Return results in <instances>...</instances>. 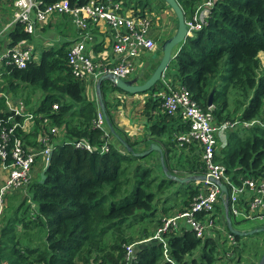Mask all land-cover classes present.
<instances>
[{
	"label": "trees",
	"instance_id": "16d2710c",
	"mask_svg": "<svg viewBox=\"0 0 264 264\" xmlns=\"http://www.w3.org/2000/svg\"><path fill=\"white\" fill-rule=\"evenodd\" d=\"M35 1L45 8L63 0ZM67 1L78 7L91 0ZM149 1L134 7L136 15H144L147 9L152 12ZM177 1L186 18H191L204 2ZM14 2L0 0V10L5 11L0 14V24L12 19ZM128 2L125 0L124 6ZM7 37L9 48H13L32 41L33 34L26 32L22 23H16ZM180 47L164 78L141 93L147 95L142 115L151 144L162 148L167 171L157 151L145 156L137 154L140 142L131 141L119 127L115 119L119 103L110 102L112 93H127L104 80L100 94L116 134L112 133L101 107L88 93L89 82L73 75L66 45L42 51L38 60L33 58L23 69L3 60L0 93L12 94L13 102L22 101L25 113L32 111L34 116L27 130H20L18 136L27 151L41 152L53 146V157L46 180L41 183L39 176L28 183L27 190L36 207L34 217L25 220L24 216H17L28 203L27 198L18 209L17 204L9 206L10 224L16 227L21 223L27 235V227L34 224L41 230L40 240L45 245L30 247L33 244L20 243L18 232L8 226L3 241L13 245V250L9 253L0 243V264L5 260L9 264H128L126 248L132 244V264H241L244 253L260 260L264 254V244L259 242L262 239L250 240L248 244L256 233L246 238L236 235L243 246L233 258L227 257L224 242L212 237L199 239L186 227L162 234L166 248L157 239L149 240L166 219L190 208L199 194V187L169 176L194 177L206 171L199 144L181 147L178 141L179 135L189 130L187 123L163 108L158 94L168 92V84L186 87L206 111L210 108V94L216 89L212 106L215 123L239 121L240 125L229 133L227 145L218 150L217 159L226 166L235 184L264 175V0H217L207 25L188 36ZM157 66L148 70L142 80H148ZM4 97L0 96V120L5 122L12 117L21 123L25 117L9 113ZM34 99L36 106L28 108ZM55 105L58 109H54ZM99 112L105 128L97 126ZM252 122L255 123L244 126ZM110 138L116 139L125 152ZM78 142H87L93 151L77 148ZM105 146L108 150L102 153ZM42 159L39 157L35 165ZM177 206L180 209L174 212Z\"/></svg>",
	"mask_w": 264,
	"mask_h": 264
},
{
	"label": "built area",
	"instance_id": "2783aa9c",
	"mask_svg": "<svg viewBox=\"0 0 264 264\" xmlns=\"http://www.w3.org/2000/svg\"><path fill=\"white\" fill-rule=\"evenodd\" d=\"M216 1L204 0L191 18H185L188 36L207 25ZM122 11V3L114 0H91L78 7H72L69 1L63 0L45 8H41L40 3L35 0H15L12 21L6 26L5 31L0 32V39L16 23H22L26 32L34 34L38 26L47 22L49 18L69 15L72 22L82 32L81 38L71 44L68 51V65L73 75L94 86L104 75L127 80L136 70L138 56L142 53L153 52L157 43L148 35V30L152 27L150 18L133 14L127 16ZM99 22L107 23L113 33L114 62L112 64H97L87 53L88 29L91 24ZM33 58V49L25 42L17 47L9 48L0 55V61L5 60L7 65H14L20 69L26 68ZM158 95L163 99L162 105L165 111L172 116L180 115L189 126L187 132L179 135L178 141L181 147L186 146L185 144H199L206 179L196 182L199 194L194 198L190 208L166 219L163 227L156 232L155 239L164 243L166 248V241L162 234L186 227L199 239L221 238L227 257L233 258L239 250L241 251L243 245L238 242L236 234L228 229V219H231L234 229H237L239 223L246 222L258 223L260 224L258 229L264 228V175L258 180L248 178L240 184H235L229 178L226 166L216 157L218 150L227 145L228 134L240 126L239 121H225L220 125L216 124L212 107L208 111L204 110L186 87L175 88L168 84V92ZM0 96L6 95L0 93ZM6 99L8 112L25 118L21 123L12 117L5 122L0 120V167L8 172L7 178L0 187V213L9 196L26 190L37 159L41 157L46 163L50 152L53 151L51 145L41 152L25 149L18 132L27 130L28 122L34 116L25 113L22 104H15L8 96ZM54 109H58V105H55ZM254 123H245L244 126ZM97 126L105 128L102 117L98 118ZM53 132H56V129ZM43 142L45 143L46 140ZM76 147L93 151L92 146L87 142H78ZM107 150V146L101 149L102 153ZM217 181L226 186L227 193L222 191ZM202 183H204L203 186ZM219 204L223 205L226 211L224 225L227 231L225 230L224 237L218 230L213 232L216 227L220 228L216 218V209ZM238 219H242L243 222H239ZM239 231L249 232L250 230ZM126 249V259L130 261L128 264H132L135 245H129ZM164 253L166 259L170 261L168 251L165 250Z\"/></svg>",
	"mask_w": 264,
	"mask_h": 264
},
{
	"label": "crops",
	"instance_id": "0c3cea01",
	"mask_svg": "<svg viewBox=\"0 0 264 264\" xmlns=\"http://www.w3.org/2000/svg\"><path fill=\"white\" fill-rule=\"evenodd\" d=\"M141 1L144 0H130L128 2L129 4L127 6H124L125 0H121L120 2L122 3V8H123V14L127 16H131L132 14L134 16H146L150 18L152 27L151 29L148 30V35L151 39L156 41L157 47L153 52L150 53H142L138 56L136 60V70L135 72L126 80L127 82H130L134 85H140L145 82L143 81V77L148 70L153 68L154 66H159L162 58H163V45L164 43L169 40L171 37H173L178 29V20L175 12L166 6H164L160 1L164 0H150V7L152 8V12H150L147 9V12L144 15H136V7H140ZM166 3V2H165ZM12 12V10H11ZM12 21V19L9 22H4L3 24H0V32L5 31L6 26ZM3 28V29H2ZM89 34H88V41H87V53L88 55L97 63L101 65H107V64H112L113 61V45H114V40H113V33L111 28L108 26L107 23L105 22H99L97 24H91L90 28L88 29ZM8 33V32H7ZM7 33L4 34V36L0 39V55L6 52L9 49V44L10 40L7 37ZM82 32L79 28L76 27V25L72 22L71 16L65 15L63 16H58V17H52L47 20L44 24L41 26H38L36 29L35 33L33 34V39L32 41H29L26 43L28 47H32L33 49V55L35 59H39L41 52L50 49V48H58L62 45H66L67 49L73 44L74 42L78 41L81 38ZM180 51V46L178 47L177 50L173 52V55H177L178 52ZM264 57V56H262ZM3 60L0 61V68L3 67ZM7 64V63H6ZM157 66V67H158ZM93 84L89 83L88 84V93L90 94L91 98L94 100L97 95H93V92L97 93L96 91V86ZM132 97L131 99H137L138 95L141 97L143 95L141 94H136V96H131L127 95L124 93L117 94L116 97L121 98L124 97ZM11 96V95H8ZM146 96V95H144ZM40 97V95L38 96ZM147 97V96H146ZM98 99V97H97ZM147 99V98H146ZM34 102L28 107L32 108L36 106V101L35 99L33 100ZM131 103H135V100H133ZM19 104H24L22 101L19 102ZM25 110V108H24ZM133 109H130V112L132 114ZM142 111V110H141ZM140 111V114L142 115V112ZM32 112V111H31ZM28 112V113H31ZM117 113V111H116ZM142 117V122L140 123L141 129H139L135 124L132 125V121L130 118L127 119L128 123H130L127 128L130 130L128 132L127 136H129L131 139H138L136 141L140 142L136 148L138 149L139 153L144 152L150 148L151 144V139L149 137V131L146 127V122L145 119ZM126 132V133H127ZM134 134L133 136H130ZM229 137V134H228ZM141 138V139H140ZM147 138V142H144V139ZM29 148H31L28 145ZM35 148V146H32ZM148 148V149H147ZM159 155V160H160V154ZM43 161H40V163ZM39 163V164H40ZM35 169L33 172V180L41 176H36L35 174ZM38 173V172H37ZM36 173V174H37ZM177 174H179L177 172ZM8 172L7 170H4L0 167V184L5 181L7 178ZM176 176V175H175ZM182 178V177H181ZM192 184V183H191ZM27 192V191H26ZM29 192V191H28ZM31 194L29 193V196ZM13 198V195L9 196L7 198ZM25 200V198H22L18 204L16 209L19 208L21 203ZM225 208L223 205L219 204L216 209V218L218 220V225L222 228V230H226L225 225H224V216L226 214V211L224 210ZM243 222V221H240ZM242 223H239L241 225ZM237 226L238 230H254L258 229V227H251V228H240ZM245 232V231H243ZM225 235V234H224ZM248 236H245V238ZM250 240H248L249 243ZM243 243V241H242ZM257 264L258 262H254V264Z\"/></svg>",
	"mask_w": 264,
	"mask_h": 264
},
{
	"label": "rangeland",
	"instance_id": "374dc122",
	"mask_svg": "<svg viewBox=\"0 0 264 264\" xmlns=\"http://www.w3.org/2000/svg\"><path fill=\"white\" fill-rule=\"evenodd\" d=\"M153 1V0H152ZM164 6H166V7H168L169 5L167 4V3H165V1L163 2V1H160ZM168 8H170V7H168ZM0 14H2V12H5L4 10H0ZM12 15H13V13H12ZM0 27H3V26H0ZM3 29V28H2ZM1 30V29H0ZM179 47V46H178ZM178 47L176 48V50L178 49ZM181 48V47H180ZM263 59V61H264V57L262 58ZM94 87V86H93ZM95 88V87H94ZM117 94H120V93H112L111 94V101L110 102H112V104H117V103H119V106H118V109H117V113H116V117H115V119H116V122L118 123V125H119V127L123 130H127L128 132H130V130L127 128V126H129L130 125V123H128V121H127V119L128 118H130L131 119V121H132V125H136L139 129H141V127H140V123L142 122V115L140 114V111L142 110V108H143V106H144V102H145V100H146V96H139L138 95V97H137V99H131L132 97H126L125 95H123L124 97H121V98H118V97H116L117 96ZM11 96V98H10V100L13 102V100H14V96L12 95V94H10ZM93 95H97V97H98V94L97 93H95V91L93 92ZM6 96H8V95H6ZM129 96V95H128ZM136 96V95H135ZM2 97H4V96H2ZM97 97H95L94 98V101L96 102V104L98 105V106H100V104H99V98L97 99ZM5 98V97H4ZM5 100H6V98H5ZM133 100H135V103H131ZM8 107V106H7ZM101 107V106H100ZM130 109H133V111H132V114H131V112H130ZM142 112V111H141ZM99 117H102L103 119H104V117H103V114L102 113H98V118ZM105 121V120H104ZM127 131H125V133L127 132ZM128 132L126 133V134H128ZM134 134H132V135H130V136H133ZM141 139V138H140ZM136 140H138V139H131V141H136ZM110 141L111 142H113L114 144H116L119 148H120V150L122 151V152H125V150L123 149V147L121 146V144L116 140V139H113V138H110ZM41 161H45V160H41ZM40 163V162H39ZM39 163H37L35 166H34V168H33V171H32V175H31V181H35V180H37L38 178L36 177V179L35 180H33L34 178H33V172H34V169H35V175L36 176H39V174H41L42 173V171H43V169L45 168V166H46V164H45V162H41L40 164ZM38 172V173H37ZM37 173V174H36ZM30 180H29V182H30ZM4 183V182H3ZM3 183H1L0 184V187L3 185ZM201 183V182H200ZM192 185L194 186V187H196V186H198L197 185V183L196 182H193L192 183ZM204 185V183H202V186ZM28 187V186H27ZM27 191V192H26ZM22 198H27L28 199V203H26L25 205H24V208H23V210H22V212H19V214L17 215V216H19V217H21V216H24L25 217V220L27 219V220H30L28 217H30V218H33L34 217V214H35V211H36V207H35V205H34V203L32 204V202H31V195L29 196V192H28V190H27V188H26V190H22L21 192H19V194H14L13 195V198H9L8 199V202H6V204H5V206H4V208H3V210H2V213H0V243H1V245H2V243H3V247L5 248V249H7L8 251H9V253L11 252V250H13V245L12 246H10V244H9V242L8 241H6V242H4L3 241V239H5L7 236H6V234L5 233H7L8 231H7V227L8 226H10V228L11 229H13V231L12 232H18V238L21 240L20 241V243L21 242H24V243H28L29 245L30 244H33V245H30V247H35V246H37V247H44V245H45V243L43 242V239L42 240H40V238H41V236H43L42 235V232H41V230L39 229V227H36L34 224L32 225V226H29V227H27V230L26 231H29L28 232V235L27 234H24L23 233V231L26 229L25 227H23L22 226V224L21 223H17L16 224V227H14V225H12V224H10V222L8 221L9 220V216L11 215L10 214V211H9V206L11 205V204H18V202L22 199ZM170 204V203H169ZM172 204H170V205H168V206H171ZM178 209H180V208H178V206L176 207V209L174 210V212L175 211H178ZM29 210V212H28V214H27V211ZM14 211H15V209H14ZM12 213V212H11ZM169 214L170 215H172V212L170 211L169 212ZM238 221L240 222V221H242V219H238ZM260 224H258V223H252V222H246V223H244V224H241V225H239L238 227H240V228H243V229H246V228H251V227H258ZM35 226V227H34ZM23 228V229H22ZM25 228V229H24ZM22 230V231H21ZM216 230H218V231H220L221 233H222V235H223V237L225 236L224 234H225V230L223 229L222 230V228L220 227V228H218V227H216L214 230H213V232L214 231H216ZM5 234V235H4ZM156 234V233H155ZM155 234L154 235H152V237L149 239V240H151V239H155ZM256 236L255 237H253V238H250L249 240H255L256 242H258L259 241V239H262L261 241H259V242H261L262 244H264V232H262V233H256L255 234ZM219 239V241H220V243L222 242L221 240V238H218ZM28 240H30V242H28ZM149 240H146V241H149ZM139 243H142V242H139ZM251 242L249 241V243L248 244H250ZM259 262L260 260H258L256 257H254L253 255H251V254H248V253H244L243 254V261H242V263L241 264H251L252 262ZM2 264H9V262L7 261V260H5V261H3V263ZM230 264V263H229Z\"/></svg>",
	"mask_w": 264,
	"mask_h": 264
},
{
	"label": "water",
	"instance_id": "95a60500",
	"mask_svg": "<svg viewBox=\"0 0 264 264\" xmlns=\"http://www.w3.org/2000/svg\"><path fill=\"white\" fill-rule=\"evenodd\" d=\"M169 6L170 8L175 12L176 16H177V20H178V29L176 34L171 37L169 40H167L164 45H163V58L159 64V66L156 68V70L153 72V74L151 75V77L146 80L144 83L140 84V85H134L130 82H127L126 80H122V79H118L113 77L112 75H104L100 78V80L97 82L96 84V91L98 94V98H99V104L101 106V111L102 113L106 116V121L109 124V127L112 131V133H115L110 120L108 118V116L105 113V108L103 105V100L100 94V86L101 83L104 80H110L117 88H119L120 90H122L123 92L127 93V94H131V95H136V94H141V93H145L148 92L149 90L152 89L153 86L156 85V83L158 81H160L161 79H163V76L165 74V72L167 71L169 64L171 63V61L176 57V55H173V52L176 50V48L178 46H180L181 44H183L185 42V40L187 39V27L185 24V13L183 12L180 4L178 3L177 0H164ZM216 89H213L212 93L210 94V99L208 101V106L212 107L213 106V98H214V94H215ZM116 134V133H115ZM121 142H123L124 144H126L123 139H121L118 135H115ZM127 145V144H126ZM129 150H132L131 148H129ZM154 151L159 152L160 154V161L162 166L164 167V170L167 171L165 169V164H164V155H163V151L162 148L160 146H158L155 143H152L150 145V148L144 152H140L137 153L139 156H145L148 155ZM53 157V151L50 152L48 160L46 162V166L43 169L42 173H41V183H43L46 180V173L49 170L50 166H51V160ZM170 178L183 183V184H190L193 182H197V181H204L206 179L205 175H200V176H188V177H179V176H175V175H170ZM222 189V191L224 193H227V188L226 186H224L221 182H216ZM228 226L229 229L232 233L238 235V236H247V235H252L254 233L257 232H263L264 228L262 229H254L252 231L249 232H242L239 231L237 229H234L231 223V219H228ZM259 264H264V254L262 255V257L260 258Z\"/></svg>",
	"mask_w": 264,
	"mask_h": 264
}]
</instances>
